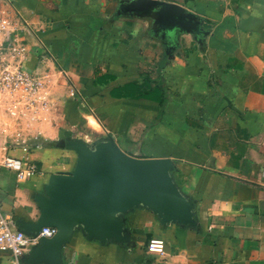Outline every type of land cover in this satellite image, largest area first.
I'll list each match as a JSON object with an SVG mask.
<instances>
[{
	"label": "crops",
	"instance_id": "obj_1",
	"mask_svg": "<svg viewBox=\"0 0 264 264\" xmlns=\"http://www.w3.org/2000/svg\"><path fill=\"white\" fill-rule=\"evenodd\" d=\"M12 1L20 67L49 81L53 102L5 153L42 173L20 179L0 164V204L17 225L38 219L52 173L74 169L62 139L112 137L131 155L171 159L191 220L139 204L122 237L76 224L61 264H264V0H161L175 13L137 11V0ZM152 238L164 252L146 250ZM0 264L16 263L0 249Z\"/></svg>",
	"mask_w": 264,
	"mask_h": 264
},
{
	"label": "water",
	"instance_id": "obj_2",
	"mask_svg": "<svg viewBox=\"0 0 264 264\" xmlns=\"http://www.w3.org/2000/svg\"><path fill=\"white\" fill-rule=\"evenodd\" d=\"M157 5L172 13L181 9L161 0L132 3L141 12ZM183 24L191 25L187 21ZM60 145L77 153L74 169L50 175L45 195L37 197L40 216L36 221H18L19 228L27 233H38L43 226H54L57 232L42 237L31 253L22 257L24 263L61 264L59 247L76 224L105 237H122L123 215L139 204L158 212L165 222L191 220V203L174 181L171 159L131 155L112 137L98 143L62 139Z\"/></svg>",
	"mask_w": 264,
	"mask_h": 264
},
{
	"label": "built area",
	"instance_id": "obj_3",
	"mask_svg": "<svg viewBox=\"0 0 264 264\" xmlns=\"http://www.w3.org/2000/svg\"><path fill=\"white\" fill-rule=\"evenodd\" d=\"M15 12L17 13L12 0H0V35L5 34L4 38L0 37V88L2 89L39 84L31 78L28 70L20 67L21 62H18L21 59L24 42L18 40L17 36L9 30V26L14 22L13 13ZM14 62L17 63L16 71L12 70ZM26 161H28L27 158L19 159L6 154L3 157L0 156V164L15 169L20 179L42 173L37 164L34 162L25 164ZM56 232L57 228L54 226H43L38 233H27L19 228L14 215L5 211L0 204V249L7 251L16 264L22 262V257L32 251L42 237H52ZM146 250L164 252V239H150L146 244Z\"/></svg>",
	"mask_w": 264,
	"mask_h": 264
},
{
	"label": "rangeland",
	"instance_id": "obj_4",
	"mask_svg": "<svg viewBox=\"0 0 264 264\" xmlns=\"http://www.w3.org/2000/svg\"><path fill=\"white\" fill-rule=\"evenodd\" d=\"M16 62L12 70L17 69ZM34 81L39 84L29 86H14L7 89L0 88V156L3 157L6 149L13 147L20 137L18 132L24 126L31 125L36 119L39 122L46 120L50 113L49 104L53 102L47 99L51 88L49 81L41 84L35 74H31ZM36 86V87H35ZM47 117V118H46ZM32 135V134H31ZM106 138L96 140L98 143ZM94 143V142H92Z\"/></svg>",
	"mask_w": 264,
	"mask_h": 264
},
{
	"label": "trees",
	"instance_id": "obj_5",
	"mask_svg": "<svg viewBox=\"0 0 264 264\" xmlns=\"http://www.w3.org/2000/svg\"><path fill=\"white\" fill-rule=\"evenodd\" d=\"M164 106H165V103L163 101V103L161 104V112L164 110Z\"/></svg>",
	"mask_w": 264,
	"mask_h": 264
}]
</instances>
